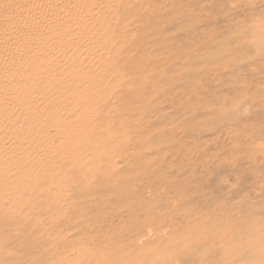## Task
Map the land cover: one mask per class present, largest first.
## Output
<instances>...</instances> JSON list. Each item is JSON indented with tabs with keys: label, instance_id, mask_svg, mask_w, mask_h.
I'll list each match as a JSON object with an SVG mask.
<instances>
[{
	"label": "rangeland",
	"instance_id": "1",
	"mask_svg": "<svg viewBox=\"0 0 264 264\" xmlns=\"http://www.w3.org/2000/svg\"><path fill=\"white\" fill-rule=\"evenodd\" d=\"M74 3L0 90V264H264V0Z\"/></svg>",
	"mask_w": 264,
	"mask_h": 264
},
{
	"label": "bare ground",
	"instance_id": "2",
	"mask_svg": "<svg viewBox=\"0 0 264 264\" xmlns=\"http://www.w3.org/2000/svg\"><path fill=\"white\" fill-rule=\"evenodd\" d=\"M77 13L74 0H0V90L18 73V64L21 67L30 57H41L32 41L41 44L52 41L56 38L54 27ZM75 42L72 36L56 41L59 48L72 47ZM59 59L57 56L53 62ZM111 261L109 257L108 262Z\"/></svg>",
	"mask_w": 264,
	"mask_h": 264
}]
</instances>
